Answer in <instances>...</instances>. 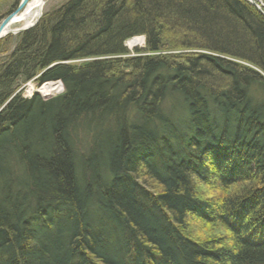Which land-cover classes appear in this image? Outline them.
Here are the masks:
<instances>
[{"label": "trees", "instance_id": "trees-1", "mask_svg": "<svg viewBox=\"0 0 264 264\" xmlns=\"http://www.w3.org/2000/svg\"><path fill=\"white\" fill-rule=\"evenodd\" d=\"M2 41L0 264H264L255 7L67 0Z\"/></svg>", "mask_w": 264, "mask_h": 264}, {"label": "rangeland", "instance_id": "rangeland-1", "mask_svg": "<svg viewBox=\"0 0 264 264\" xmlns=\"http://www.w3.org/2000/svg\"><path fill=\"white\" fill-rule=\"evenodd\" d=\"M21 0H0V23L1 21L11 12H13L16 7L18 6V4L20 3ZM67 0H45L44 2V6L42 8L41 15L44 14L45 12L52 10L54 8H57L58 6L62 5L63 3H65ZM260 5L264 6V1L263 0H259ZM264 10V7H263ZM17 28H20V25H15L13 26L11 29L16 30ZM32 28V27H31ZM10 33L8 35H12L15 36L17 34H15L14 32H11V30L9 31ZM6 35V36H8ZM138 37H142L143 38V45L140 47H134L132 49H128L126 47V42L124 44L125 48L131 53V56L133 55V50L134 49H142L144 48V37L143 36H138ZM135 38V37H134ZM133 39V38H132ZM129 41V40H128ZM12 49V48H11ZM7 50H10L9 46L7 45L6 42L2 41L0 42V61L2 59H4L5 57V53ZM85 62V60L83 61H75V62H71V65H79L81 63ZM36 77L30 81H27L26 83H24L22 86H20V88L16 91V93H19L21 95L22 98L24 99H30L34 94L39 95L41 98L44 99H48V98H52L54 96H57L59 94H61L64 90L63 85L60 81H52V82H45L41 85H38L36 83ZM52 84H58L60 86V88L62 90L55 92L54 94L51 95H43L41 92V89L43 86L46 85H52ZM29 87L33 88L32 93L28 94V89ZM205 192V193H204ZM217 193H219L218 190H216V188H213L212 186H210L209 188H205L203 189V196L205 198H209L212 197L214 195H216ZM190 221V226L191 229L194 231H198V233L202 236V237H213V236H218V233L210 230V229H205V228H201L198 224H195L196 222L194 220H189Z\"/></svg>", "mask_w": 264, "mask_h": 264}, {"label": "bare ground", "instance_id": "bare-ground-1", "mask_svg": "<svg viewBox=\"0 0 264 264\" xmlns=\"http://www.w3.org/2000/svg\"><path fill=\"white\" fill-rule=\"evenodd\" d=\"M45 0H29L25 7L19 12L18 16L14 20V22L10 25L8 30L14 32L15 30L11 29L15 25H20L18 29H24L31 27L37 23L39 18L41 17V10L44 6ZM143 45L142 37H135L126 42V47L128 49H132L134 47H140ZM62 90L58 84L46 85L43 86L41 92L43 95H51L55 92ZM33 88L29 87L28 94L32 93Z\"/></svg>", "mask_w": 264, "mask_h": 264}, {"label": "water", "instance_id": "water-1", "mask_svg": "<svg viewBox=\"0 0 264 264\" xmlns=\"http://www.w3.org/2000/svg\"><path fill=\"white\" fill-rule=\"evenodd\" d=\"M28 1L29 0H21L20 3L18 4V6L16 7V9L13 12H11L10 14H8L1 21V23H0V39L4 38L6 35H8L10 33L8 28L14 22V20L18 16L19 12L25 7V5L27 4ZM245 1L249 2L253 7H255L264 16V10H263L262 6L260 5L259 0H245ZM33 26H31V27H33ZM31 27L15 30L14 33L15 34L20 33L22 31L30 29Z\"/></svg>", "mask_w": 264, "mask_h": 264}]
</instances>
